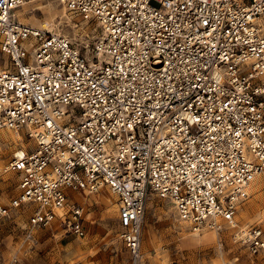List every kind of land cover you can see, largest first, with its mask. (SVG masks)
Returning <instances> with one entry per match:
<instances>
[{"label": "built area", "instance_id": "obj_1", "mask_svg": "<svg viewBox=\"0 0 264 264\" xmlns=\"http://www.w3.org/2000/svg\"><path fill=\"white\" fill-rule=\"evenodd\" d=\"M39 1L0 0V129L26 145L0 220L30 206L26 239L54 222L83 238L70 193L108 188L131 264L152 195L192 232L224 221L264 252L259 227L232 222L255 177L264 192V0H53L93 26L83 51L19 23Z\"/></svg>", "mask_w": 264, "mask_h": 264}, {"label": "rangeland", "instance_id": "obj_2", "mask_svg": "<svg viewBox=\"0 0 264 264\" xmlns=\"http://www.w3.org/2000/svg\"><path fill=\"white\" fill-rule=\"evenodd\" d=\"M17 14L23 24L29 25L28 22L37 19L54 26L57 33L81 51L95 35L92 25L67 13L53 0L28 4ZM25 147L20 137L16 139L11 131L0 129V197L6 203L18 195V190L17 175L4 170L12 154ZM256 182L258 190L248 189V198L239 205L235 220L241 227L257 226L264 232V192L258 178ZM70 200L83 207V238L63 234L54 222L36 230L34 240L26 239L21 228L29 216L30 206H25L12 213L13 220H0V264H131L127 249L118 239L117 198L109 189L90 195L75 192ZM144 211L141 257L137 264H264V253L249 256L243 247L234 243L232 232L226 228L219 232L192 233L179 221L168 200L149 196Z\"/></svg>", "mask_w": 264, "mask_h": 264}, {"label": "bare ground", "instance_id": "obj_3", "mask_svg": "<svg viewBox=\"0 0 264 264\" xmlns=\"http://www.w3.org/2000/svg\"><path fill=\"white\" fill-rule=\"evenodd\" d=\"M26 5H28V4H25V5H23V7L24 6H26ZM62 8H63V10L65 11V9H64V7L62 6ZM20 9V8H19ZM18 9V10H19ZM38 9V8H37ZM18 10H16V15L18 16V14H17V11ZM64 15H62V17H64L66 14L65 13H63ZM19 19V18H18ZM19 21V20H18ZM19 23H21V24H23L22 22H20L19 21ZM29 23V25L28 26H30V27H33V28H36V29H40V30H46V31H48V32H50V33H53V34H56V35H61V34H59V33H57L55 30H54V26L51 28L49 25L47 26L44 22H42V21H39V20H37V19H34L32 22H28ZM24 25H27V24H24ZM61 36H63V35H61ZM63 37H65V36H63ZM66 38V37H65ZM67 40H69L68 38H66ZM21 152H23V151H20V152H16L15 154H17V155H20L21 154ZM5 172L7 171L6 170V168H5V170H4ZM259 179V178H258ZM257 181V177H255L253 180H252V182H250V184L248 185V187H247V198H248V189L250 188V189H252V191H257L258 190V188H259V185H258V183L256 182ZM260 181V180H259ZM260 185H261V183H260ZM261 188H262V186H261ZM262 190V189H261ZM110 191V190H109ZM111 192V191H110ZM19 193V192H18ZM73 193H75V192H72V193H70V197H71V194H73ZM111 194H113L112 192H111ZM115 197H116V195L115 194H113ZM74 198H77V195H74ZM117 198V197H116ZM2 199V198H1ZM104 199V202L107 204V201L105 200V198H103ZM3 200V199H2ZM85 201V200H84ZM3 202H5L4 200H3ZM72 202V201H71ZM85 202H87V200L85 201ZM6 203V202H5ZM241 203H239L238 204V206L236 207V211H237V209H238V207H239V205H240ZM79 206H80V204H79ZM82 207V206H81ZM82 212H83V207H82ZM13 213V212H12ZM83 215H84V212H83ZM235 215H236V212H235ZM235 215H234V218H233V223H235V224H237V226L239 227V228H245V229H249L250 227H241V226H239L238 225V223L236 222V220H235ZM117 216H118V205H117ZM179 219V218H178ZM179 221H181L182 223H184L188 228H189V226H188V224L187 223H185L184 221H182V220H180L179 219ZM219 224H220V230L222 231L224 228H226L227 230H230L231 232H233V230H231L230 228H231V224H229V223H227V222H224V221H219ZM251 227H253V226H251ZM257 227V226H256ZM203 230H211V231H214V232H218V231H216V230H212V229H209V228H207V227H204V228H202L199 232H192L191 230V232L192 233H200L201 231H203ZM262 230V229H261ZM233 234V233H232ZM233 240V239H232ZM264 252H262V253H260V254H263ZM259 254V255H260ZM257 256V255H256Z\"/></svg>", "mask_w": 264, "mask_h": 264}, {"label": "snow or ice", "instance_id": "obj_4", "mask_svg": "<svg viewBox=\"0 0 264 264\" xmlns=\"http://www.w3.org/2000/svg\"><path fill=\"white\" fill-rule=\"evenodd\" d=\"M237 135H239V133H237ZM20 167H24V165H23V164H21V165H20Z\"/></svg>", "mask_w": 264, "mask_h": 264}]
</instances>
